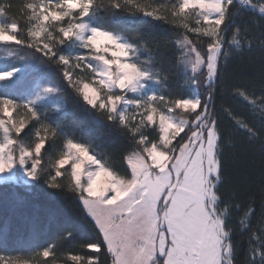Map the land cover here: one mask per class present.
<instances>
[{
	"label": "snow or ice",
	"instance_id": "snow-or-ice-1",
	"mask_svg": "<svg viewBox=\"0 0 264 264\" xmlns=\"http://www.w3.org/2000/svg\"><path fill=\"white\" fill-rule=\"evenodd\" d=\"M0 46V185L87 225L38 209L4 239L35 264H264V0H0Z\"/></svg>",
	"mask_w": 264,
	"mask_h": 264
},
{
	"label": "trees",
	"instance_id": "trees-1",
	"mask_svg": "<svg viewBox=\"0 0 264 264\" xmlns=\"http://www.w3.org/2000/svg\"><path fill=\"white\" fill-rule=\"evenodd\" d=\"M6 60L3 46H0V67L4 66ZM40 74L39 70L31 73L33 77L39 76ZM240 110L244 111V109ZM68 113L66 119L62 115L58 119L69 125H71L72 121L76 123L83 121L93 127L97 126L87 113L80 112L73 108L71 104ZM80 134L86 135L87 129H81ZM99 143L107 144V138L102 137ZM50 191L46 186H41L40 189H34L30 192L23 185H0V224L5 219L10 222H15L23 216L36 213L39 209L59 213L64 216L69 225L75 224L86 230L87 225H84L83 221L80 220L77 211L74 210V206L61 196L49 197L47 194ZM20 198L23 199L21 200ZM52 238L54 239L55 237L53 236ZM27 241L28 233L26 231L10 228L7 239H4L0 235V255L6 257H21L27 259L29 264H35V245Z\"/></svg>",
	"mask_w": 264,
	"mask_h": 264
}]
</instances>
